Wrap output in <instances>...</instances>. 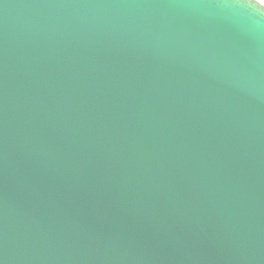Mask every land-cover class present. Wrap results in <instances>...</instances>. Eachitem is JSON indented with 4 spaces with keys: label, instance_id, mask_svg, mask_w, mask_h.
<instances>
[{
    "label": "water",
    "instance_id": "95a60500",
    "mask_svg": "<svg viewBox=\"0 0 264 264\" xmlns=\"http://www.w3.org/2000/svg\"><path fill=\"white\" fill-rule=\"evenodd\" d=\"M0 264H264V4L0 0Z\"/></svg>",
    "mask_w": 264,
    "mask_h": 264
},
{
    "label": "rangeland",
    "instance_id": "374dc122",
    "mask_svg": "<svg viewBox=\"0 0 264 264\" xmlns=\"http://www.w3.org/2000/svg\"><path fill=\"white\" fill-rule=\"evenodd\" d=\"M258 2L264 4V0H257Z\"/></svg>",
    "mask_w": 264,
    "mask_h": 264
}]
</instances>
